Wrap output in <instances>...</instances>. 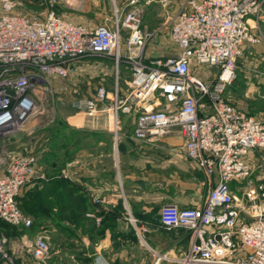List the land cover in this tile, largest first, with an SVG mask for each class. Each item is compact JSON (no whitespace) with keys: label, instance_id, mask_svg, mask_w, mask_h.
<instances>
[{"label":"built area","instance_id":"1","mask_svg":"<svg viewBox=\"0 0 264 264\" xmlns=\"http://www.w3.org/2000/svg\"><path fill=\"white\" fill-rule=\"evenodd\" d=\"M263 9L264 0H188L171 22L178 54L153 61L144 57L147 37L141 18L134 11L120 13L116 4L113 26L93 30L68 23L53 10L28 16L4 14L0 16V140L10 142L25 129L39 109L38 91L44 84L69 79L78 64L94 57L112 60L118 72L124 64L131 71L125 99L118 85L112 97L100 85L93 97L76 99L74 108L87 115L110 112L116 141L122 115H136L132 137L141 143H154L177 129L185 138L188 157L213 185L204 208L168 205L160 212L166 230L190 233L189 249L176 258L152 253L174 264H264V174L254 179L249 164L254 150L264 151V125L237 109L226 94L237 78L247 43L255 41L248 20H260ZM124 30L129 37L123 49ZM194 67L216 68L218 75L206 82L193 74ZM62 175L68 176L66 171ZM35 178H46L38 157L12 159L0 177V220L32 228L33 219L23 213L18 198ZM231 183L241 185V197L231 190ZM10 241L0 237V264H16L20 256L21 247ZM27 249L34 260L43 261L50 252V239L39 233Z\"/></svg>","mask_w":264,"mask_h":264},{"label":"crops","instance_id":"2","mask_svg":"<svg viewBox=\"0 0 264 264\" xmlns=\"http://www.w3.org/2000/svg\"><path fill=\"white\" fill-rule=\"evenodd\" d=\"M248 25L255 41L247 43L244 55L238 61L237 78L226 94L232 89L235 95L229 93L230 102L264 125V106L256 107L258 113L252 111L254 101L261 93L264 95V9L262 18H250ZM174 50L173 55H162L160 51L161 55L146 59L153 61L175 56L178 54L176 47ZM91 61L93 59L82 64L89 66ZM77 69L64 80V85L56 88L57 93L62 91L69 95V82L74 76H81V81L87 80L86 69ZM193 74L211 82L217 77L218 70L194 67ZM130 81V69L120 65L117 85L122 99L128 96ZM238 82L243 90L234 87ZM97 83L102 85L100 81ZM97 83L91 85L88 82L93 87L89 92H96ZM39 94L40 91L38 105ZM241 94L246 97L245 102L237 101ZM94 95L90 92L82 97ZM111 102L108 100L107 105ZM62 106L64 109L57 108V117L48 120L31 117L14 139L15 152H4L6 158L0 160L2 177L11 156L51 157L49 162L39 164L47 178L31 180L18 198L23 213L33 219L31 229L37 231L45 227L43 230L60 233L64 254L82 262L95 264L99 257L98 264H139L136 262L140 258L135 252L143 249L153 256L151 264H174L158 260L152 251L176 258L189 249L190 233L180 229L184 231L181 236L167 238L164 235L166 229L160 222L162 208L176 205L181 210L202 209L213 187L198 163L188 157L185 138L173 129L154 143L138 142L132 137L136 115L131 114L120 117L121 132L116 141L110 112L87 115L78 112L73 103L74 111L63 103ZM256 152L260 151L254 150L249 157L252 168ZM62 171L68 176L62 175ZM59 178H62L61 188L56 181ZM234 187L242 190L241 185L231 183L233 192ZM40 195H45V203L40 201ZM168 242L173 246L166 250ZM110 252L115 253L113 257L106 254Z\"/></svg>","mask_w":264,"mask_h":264},{"label":"rangeland","instance_id":"3","mask_svg":"<svg viewBox=\"0 0 264 264\" xmlns=\"http://www.w3.org/2000/svg\"><path fill=\"white\" fill-rule=\"evenodd\" d=\"M184 1L116 0V3H114L113 0H56L54 7H51L52 0H0V16L4 14H20L28 16L42 14L48 10H53L66 22L93 30L101 25H107L109 27L113 26L116 21V4L120 13L121 11H123L124 14L128 11H134L141 18V31L147 37L144 57L150 59L153 56L161 55L159 54L160 51H162V55H173L175 53V46L171 38V22L186 5V1ZM181 2L184 3L182 4ZM128 37L129 31L124 30L122 33L123 49L127 44ZM84 65L85 64L82 63L78 64L80 67L77 66V71L80 68L86 69L84 70V74L86 73L85 77L87 80L81 81V76H74L75 78L69 82L71 86L69 95L62 91L60 92L61 94H59L56 91L57 87L59 88L65 84L63 79H54L53 82L50 81L42 86V90H40L39 94V109L34 116L36 119L48 120L49 118L57 117V108L63 107L62 103L65 107H70L68 109L74 111L72 107V103H74L73 101L82 96H87L90 92L91 94H94L95 91L89 92V88L92 87L91 85H93V83H97V81H100L102 86L105 87L111 95L115 93L117 81L119 79V72L117 71L116 64L112 60L98 56L94 57L93 61L89 63V66L86 65L84 67ZM88 82L91 83V85L88 84ZM234 87H240L241 90L244 88L241 87L240 82L234 84ZM230 90L232 89H229L227 92L228 97L230 94L235 95L234 91L232 90L230 92ZM240 98L241 99L237 101L245 102V96L241 94ZM109 101H111V98ZM253 104L255 107L252 105V111L258 113L256 107L262 108L264 106V95L261 93L259 99L254 101ZM61 109H64V107ZM15 146L14 140H11L10 142L0 140V160L4 161L6 158V156L3 155L4 152H15ZM254 155L255 166L252 168L253 178L254 176L258 177L260 174H264V151L256 152ZM9 156H11V154H9ZM9 156H7V158H9ZM11 157L13 159V156ZM60 177H62V175ZM23 189L19 197H21ZM234 192L236 195H242L243 190H239V187H234ZM7 229L9 230L8 234L10 237H8L6 232L1 229L0 233L3 234L2 236H6L11 240V246L17 245L21 247L20 256L16 260V264H93V262L85 260L82 262L76 258H69L66 256L64 254V245L60 233L58 234L50 229L43 230L45 227L37 231L32 229H14L12 227ZM42 232H44V234L50 239V252L48 257L43 261H36L30 255L27 246L29 247L34 242L35 237ZM183 233L184 231H180V229L172 231L165 230L164 235L169 238L170 236H181ZM172 244L173 243L170 244L168 242L165 249L168 250L172 248ZM24 246L26 248H23ZM106 254L113 257L115 253L110 252ZM135 255L140 258L137 259L136 263H152L153 256L143 249L142 251H136ZM142 257L144 259L143 262H141ZM92 259L93 258L90 260Z\"/></svg>","mask_w":264,"mask_h":264},{"label":"trees","instance_id":"4","mask_svg":"<svg viewBox=\"0 0 264 264\" xmlns=\"http://www.w3.org/2000/svg\"><path fill=\"white\" fill-rule=\"evenodd\" d=\"M46 162H49V157H48L47 155H46V156H43V157H40V159H38V163H39L40 165L43 164V163H46ZM56 181H57L58 183H60L59 185H60V188H61V185H62V178L56 179ZM39 198H41L40 201H41L42 203H45V195H42V196L40 195ZM38 216H39V215H38ZM9 227H12V228H14V229H18V228H16V227L11 226V225H9V224L3 222L2 220H0V230L3 229V230L6 232V235H7L8 237H10V235L8 234L9 230L7 229V228H9ZM0 235L2 236L3 234L0 233ZM16 263H17V261H16Z\"/></svg>","mask_w":264,"mask_h":264}]
</instances>
